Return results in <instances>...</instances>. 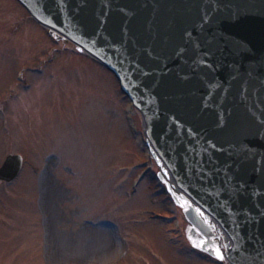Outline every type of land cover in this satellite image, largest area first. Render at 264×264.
Listing matches in <instances>:
<instances>
[{"label":"rangeland","instance_id":"obj_1","mask_svg":"<svg viewBox=\"0 0 264 264\" xmlns=\"http://www.w3.org/2000/svg\"><path fill=\"white\" fill-rule=\"evenodd\" d=\"M49 32L0 0V165L24 160L0 182V264H230L193 247L217 246L185 217L113 74Z\"/></svg>","mask_w":264,"mask_h":264},{"label":"water","instance_id":"obj_2","mask_svg":"<svg viewBox=\"0 0 264 264\" xmlns=\"http://www.w3.org/2000/svg\"><path fill=\"white\" fill-rule=\"evenodd\" d=\"M18 1L116 74L228 262L264 264V0ZM21 166L8 155L0 181ZM185 217L210 235L192 208Z\"/></svg>","mask_w":264,"mask_h":264},{"label":"bare ground","instance_id":"obj_3","mask_svg":"<svg viewBox=\"0 0 264 264\" xmlns=\"http://www.w3.org/2000/svg\"><path fill=\"white\" fill-rule=\"evenodd\" d=\"M107 71L110 72L109 70H107ZM160 167H161V170L163 171V173L165 174L166 180L169 181V186H170V190L172 191V193L175 196L179 197L180 200L183 201L187 206L192 208L194 214L203 222V224L211 232L213 243L215 244V246L219 247L220 250L224 251L223 247H222V243H221L222 242V233L219 230V228L217 227V225L209 217H207V215L202 213L195 205H192L190 203V200L185 195H182L178 191V189L171 183L170 178H169L166 170H164L162 165H160Z\"/></svg>","mask_w":264,"mask_h":264},{"label":"snow or ice","instance_id":"obj_4","mask_svg":"<svg viewBox=\"0 0 264 264\" xmlns=\"http://www.w3.org/2000/svg\"><path fill=\"white\" fill-rule=\"evenodd\" d=\"M189 240L192 241L193 247L200 248L201 250H204V251H209V250L212 251L217 260L223 261L225 259V256L223 255V253L220 251L218 247H213L211 249H208L205 247V242L203 241L197 243V241L193 240L192 237H189Z\"/></svg>","mask_w":264,"mask_h":264}]
</instances>
